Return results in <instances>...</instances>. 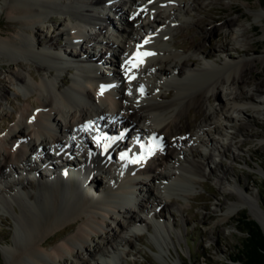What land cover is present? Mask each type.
<instances>
[{
	"label": "bare ground",
	"instance_id": "obj_1",
	"mask_svg": "<svg viewBox=\"0 0 264 264\" xmlns=\"http://www.w3.org/2000/svg\"><path fill=\"white\" fill-rule=\"evenodd\" d=\"M127 1L134 9H131L128 16L123 17L124 26L126 27H121V37L125 38V41H132L134 45L140 43V49L136 55L131 56L134 46L127 54L125 44L119 45L109 38L101 39V42H104L101 45L113 48L116 56L120 58V65L117 64L116 58H109L110 61L116 65L117 70L121 69L128 76V83H125L122 79L121 81L114 80L116 87L113 89L114 87L107 86L106 79L100 75H98V80L95 81L96 77L93 81L91 80L94 74H98L95 69L80 68L75 65L73 68L76 71L85 73L84 81L77 83L72 78L66 79L62 71L68 66L63 63V55L57 54L54 50L58 49L60 39L64 38L65 45H70L74 43L72 40L74 36H80L79 40L84 43V54L91 57L93 53L91 54L89 49L95 39L88 34L87 24L97 25L93 14L99 13L98 7L100 4L107 3L109 0H5L8 12L17 18L13 24L7 26L14 32L12 35L10 30L0 25V57L8 63L14 64V67L9 66L5 77L12 85L17 86L24 95L29 92L31 97H24L28 104L18 118L16 115L12 116L17 119L12 127H8L6 134L12 144L5 148L0 147V178L7 179L9 177L5 171L6 168L14 172L20 167L25 172L35 174L38 186L36 193H32L26 189L27 185L20 178L13 177L11 179L13 185L20 187L23 192H9V197L0 195L1 206L12 209L20 228L19 236L14 239L13 247L5 248L7 256L5 264H49L51 260H62L63 264H68L64 260V256L72 255L74 257L76 248L86 250L89 240L92 241V236L103 232L102 222L105 221L106 217L112 218V213L122 211L124 208L122 202L118 200L112 203L110 200L103 198L104 200L101 199L100 203H97L95 200L91 201L89 197V195L92 196V192H95L94 188L98 182V175L100 178L103 172L106 173L104 163L110 160L114 150L120 147L121 142L118 139L116 145L114 144L115 146L113 145L102 156L98 150L96 151L95 144H90L86 140L87 145L91 148L88 160L94 164L97 174L94 176L87 174L91 189L89 186H81L79 182L74 181L72 178L68 179L67 182L70 189L65 188L64 185L58 182V176L55 172L60 169V166L54 165L51 150L60 146L64 140L61 134H56L58 127L62 126L59 122L60 119L63 121V126H66L72 133H76L84 130L89 121H94L97 126L99 124L102 127L106 123L101 121V117L108 115L107 117L111 119V122L114 121V126H117L120 132L127 135H130L131 132H137L140 138L145 136V140L148 137L158 141L159 144L155 150H151L149 142H145L143 149L136 146L134 149L138 150L137 157H132L130 154L119 155L117 152L120 166L123 165L127 176L122 177L119 167H116L115 173L109 175L108 179L111 182L106 180V183H108L107 188L114 191V198H117L115 191L120 185V189L127 193L126 202L132 206L131 209L133 207L139 209V207L145 206L143 200H134L130 196V192L135 193L137 191L140 194L143 189L142 186L146 184L144 180L149 181L151 186L147 187L148 198L155 203L160 211L172 202L168 199L171 193H175L177 197L190 195L184 192L185 189L179 191L176 185L189 181L190 183L191 181L195 182L197 176H205V167H209L210 172L213 171L209 164L214 162L213 153L207 151V153L196 155L193 149L195 139L190 138L187 133L192 121L189 113L193 109L197 111L195 119L203 116L202 122H205L213 131L218 130L219 132L222 129L214 121V118L229 121L231 118L229 111L237 110L244 121L239 123L232 135L235 133L243 134L247 131L244 123L246 120L256 124L257 121L252 111L264 116V110L260 108V104L264 102V81L262 78L264 73L258 74L257 79L252 78L255 67L258 64L264 66V50L256 55L248 53L252 49L250 43L247 46L235 49V52L239 53L237 56L238 62L229 60L218 67H211L207 63L201 66L195 65L194 59L189 56L170 52L167 47H163L162 44L167 40L170 31L162 30V27L165 26L159 25L158 31L153 29L145 32V35L149 34L150 38L148 39L139 34L141 30L150 29V24L148 25V23L139 19L140 13L149 9L155 11L159 6L169 7L171 4L178 3V0H153L148 6L142 2L140 3V0ZM110 5L114 7L112 4ZM212 8L214 6H211ZM224 8L222 7V9ZM231 8L237 9L238 7L231 6ZM61 15L63 16L61 20L63 22H59V24L61 23L60 29L53 36L43 40L40 26L44 22H58L57 17ZM151 15L155 17L157 24L164 23L157 17V14L153 13ZM263 16L264 8L257 14L261 21H264ZM236 21L237 17L228 14L224 25L230 28ZM15 23L26 25L29 32L20 29L21 25L16 28ZM204 23V18L197 20L199 25ZM69 31H72V34ZM191 31H193V28H189L187 33ZM248 32V29L237 31L231 39L234 41L241 36L247 37ZM204 33L207 36L210 31ZM261 40H264V31ZM182 45L186 48L191 45V40H186ZM217 47L219 52H226V55L233 48L229 46V42H221ZM74 51H70L67 55L79 60L80 53ZM209 54L213 55L211 52ZM106 59L107 57L105 59L97 58L95 61H98L97 64H99V62H104ZM135 61H139L137 66L134 64ZM52 64L51 71L53 70L54 73L43 75L42 72L48 70ZM0 66L4 67V64L2 63ZM163 74H167V78L171 76V81L174 83V90L167 92L171 96L169 99L161 98V88L155 91H147L146 87L138 80L153 75L158 78ZM168 75L170 76L168 77ZM248 82L252 83H250L252 85L250 91L240 89V84ZM230 85H235V90L230 88L229 93L232 96L219 103L216 108H211V113L214 116H210V108L206 102L207 97L214 96L216 99L217 92L224 86L229 87ZM101 86L108 88H106V91H102ZM131 88L140 91L142 95L138 97V104L128 102V98L133 93V91L129 92ZM259 95L263 97L262 100L256 98ZM4 96L5 90L0 86V99H3ZM32 103H38L36 105L38 109H33ZM113 109L114 112L109 115L108 111ZM10 117L7 118L10 120L12 118ZM26 119L30 120L28 124ZM140 119L148 120L149 123L146 126L138 124ZM199 125L197 126L202 130L201 122ZM110 129H112V126L106 124L103 129L99 128V133L107 132L110 136L112 135ZM204 130L206 131V129H203V132ZM197 139L207 142L210 149L217 151L218 154L224 153L225 150L230 148V142L227 144L219 143L218 146V143L210 137L206 140ZM70 140L72 141V139ZM244 141L245 139L239 142V145ZM15 143H18L17 146L19 147L15 148L13 146ZM183 146L188 147V153L183 149ZM35 149L39 150V153L46 158L47 163L42 162V160L41 163L46 166L50 165L53 168L52 175L40 176L39 169L43 166L39 163L40 156L29 163L32 151ZM174 149L179 150L184 162L177 164L178 170L167 173L163 171V168L167 165L168 157L172 156L171 151ZM60 155L62 157L61 153ZM60 155L57 157L59 158ZM140 155L143 156L140 157ZM233 156L236 157L235 154ZM61 161L63 162V160ZM19 162L20 164H18ZM221 171L223 175H226L227 168H223ZM82 172L86 173L84 170ZM218 178L219 180L222 179ZM237 181H239V178ZM155 182L163 185L169 184L164 186L166 191H174L164 194V199L161 200L152 191ZM239 186L241 190L244 189L240 181ZM4 189H10V186H4ZM97 195L101 197L104 193H97ZM237 197L239 203L228 208L223 219H228L235 211L244 208V203H247L249 214L259 223L264 232V210L260 204L252 203L250 201L251 195L246 196L238 192ZM23 198H28L31 202L27 203ZM123 212L126 213L127 227L144 222L138 213L128 214L126 211ZM1 220L5 223L9 221L7 218ZM76 228L74 235H66V232L73 231ZM156 228L161 238L168 232L166 224H157ZM8 234L7 231H2L0 240L6 239ZM120 238L124 242L129 241L125 237ZM58 239L61 240V243L53 245L49 254L43 252L42 249L45 246L54 244ZM179 241L178 236L176 241L172 240L173 244L176 242L180 245ZM92 246V250H87L88 256L102 253L104 248L106 249V246L103 248H96L95 244ZM168 251L166 248L164 252H159V258L164 264H178L169 255ZM175 251L178 252L176 249ZM78 264L98 263L85 260L82 263L78 262Z\"/></svg>",
	"mask_w": 264,
	"mask_h": 264
},
{
	"label": "rangeland",
	"instance_id": "obj_2",
	"mask_svg": "<svg viewBox=\"0 0 264 264\" xmlns=\"http://www.w3.org/2000/svg\"><path fill=\"white\" fill-rule=\"evenodd\" d=\"M113 1L116 2L117 0ZM141 2L148 6L151 4V2H153V0H140V3ZM177 2L178 3L169 5V7L159 6L155 11L149 9L140 13L139 19L145 23H148V25L150 24V29H146L144 31L141 30L139 31V34L141 36H145V32L151 31L153 29L158 31L159 25L165 26L164 28L162 27V30L166 29L167 31H170L168 32L167 40L165 43H163V47H167L170 52L189 56L190 58L194 59V64L198 66L207 63L211 67H218L229 60H232V62H238L237 56L239 53L235 52V49L237 47L242 48L250 43L252 49H250L248 53H253L256 55L264 50V40H261V35L264 31V21H261L259 19L260 17H257V14L264 8V0H178ZM4 4L5 0H0V25L10 30V34L12 35L14 32L11 31V29H9L7 26L9 24H13L17 18L8 12L9 10L6 4ZM120 6H117V11H120V17L118 19H113L116 26L111 25V27L106 28L105 36H108L109 39L112 38L111 40H114L119 45L125 44L126 53L128 54L131 47L134 46V43L128 40L125 41V38L121 37L120 29L122 26L126 27L124 26L125 24L123 22V17L128 16L131 12V9H134V7H131L128 1L124 2V4L121 3ZM211 6H214V8L211 9ZM231 6H237L238 8H231ZM222 7L225 8L222 9ZM153 13L157 14V17L164 21V23L157 24L155 17L151 15ZM228 14H230V16L237 17L236 23L233 26H230V28L224 25L228 18ZM57 18L58 22H44L43 25L40 26V32L43 40L53 36V34L60 29L61 23L63 22L61 21L63 16L61 15ZM202 18L205 19V23L202 25L197 24V20ZM59 22L61 23L59 24ZM47 23L50 24L51 27L47 26ZM15 24L16 28L19 27L18 25H21L20 29L29 32V29L26 27V25L22 23ZM88 26L91 25L87 24V27ZM95 26L96 25H94V27ZM52 28L54 29L52 30ZM189 28H193V31L187 33ZM243 29L249 30L247 33L248 36H241L233 41L231 38L234 36L235 32L241 31ZM109 31L111 33L107 35ZM205 31H210V34L205 36ZM103 38L106 37H102L101 39ZM186 40H191V45L185 48L182 43ZM62 41L63 40L61 39L58 42L62 43ZM221 42H229V46L233 47L229 50L230 55H226V52L218 51L217 46ZM103 46V49L106 48V51L98 50L96 52V46L94 45L90 47L89 51L92 54V49L94 55H100L99 58L105 59V57H107L106 61L102 63L103 66L104 64L109 65H106L105 69L109 71L112 69L116 70V74L118 73V81H121L122 79L125 83H128L127 74L123 73L121 69L117 70L115 67L116 65L113 64L109 59L116 58L117 64L120 65V58L116 56L113 48H107L106 45ZM65 47L66 46H64V48ZM64 48H61L59 44L58 49L54 50L60 55L61 49ZM210 52L213 53V55L209 54ZM93 54L92 56H94ZM61 55H64V52ZM2 63L4 64V67L0 66V86L5 90V96L3 99H0V147L5 148L12 144L10 138L6 136L8 127H12L18 116L23 112L24 108H26L28 103H26L27 101L24 99V97L30 96V93L26 92L24 95L17 86L12 85L11 82L5 77L9 66L14 67V64H10L5 59L0 57V64ZM111 63L112 65H110ZM263 69L264 66L258 64L253 71L252 78L255 79L258 74H263ZM119 71H121L123 74H120ZM51 72L54 73L53 70L50 71V69H48L42 72V74H51ZM62 74L66 79L70 77V72H68L66 68L62 71ZM169 76L170 75H168V77ZM262 78L264 81V76H262ZM138 80H140V82L146 87L147 91H155L161 88V98L164 99H169L171 96L168 95L167 92L169 90H174V83L171 81V76L167 78V74H163L162 76L160 75L158 78L153 75L147 77L146 79ZM250 83L251 82L244 83L242 85L240 84V89H247L250 91L252 87V83ZM230 86L235 90V85ZM227 90L228 88L220 89L217 92L218 96L216 99L214 96L207 97L208 99L206 102L210 108V116H214L213 113H211V108H216L219 103L227 100L229 96H232L227 92ZM132 91L133 93H131ZM129 92L131 93V96L128 98V102L132 104H138V97L142 96L140 91H136L131 88V91ZM256 98L260 100L263 99V97H260V95L256 96ZM36 105H38V103H32V106L34 107L33 109H38ZM260 108H263L264 110V102L260 104ZM196 112L197 111L193 109L189 113L192 121L187 133L190 138L195 139L193 141V149L196 155L199 153H207V151L213 153L212 156L214 158V162L209 163L213 171L210 172L208 169L209 167H205V176H197L195 182L191 181L190 183L189 181L176 185L179 191L185 189L184 192L189 193L190 195L185 197H177L175 193H171V195L168 196V199L172 200V202L168 203L160 211L155 203L148 198L147 187L151 186L149 181L143 179L144 183L146 182V184L142 186V192L140 194L134 193V197L137 199L136 201L142 199L145 205L139 207V209L135 208L138 212H132V214L138 213L143 219L144 222L142 223V229H146L147 227L149 228L150 224L148 221L156 218L154 221L155 226L157 224H165L164 222L168 223V225H166L168 226V232L165 233V236L162 238L161 236L156 237L152 229H149L148 232H144L141 235L132 232L134 235L129 237L130 240L128 239V242L122 241L120 237L131 233V225L128 226L129 228L126 226V213L123 212L126 211L128 214H131L129 212L130 210L122 209V211H116L112 213V218H109L108 216L106 217L105 221L102 222L103 232H100V234H94L92 236V241L89 240L87 244L88 248H86V250L82 248H76L74 257L72 255L64 256V260L67 261L68 264H78V262L82 263L85 260H89L94 263L97 262L98 264H164L161 258H159V252H164L166 248L169 250V255L172 256V258L178 264L233 263V261L230 260V257L238 255L240 241L245 236V233L239 229V223L236 222V218H238L241 213H245L251 219L254 218H252L249 214L247 203H244V208L235 211L228 219L224 220L223 218L227 209L231 208L234 204L239 203L237 194L240 192L246 196L251 195L250 201L252 203H259L264 210V116L256 111H252L257 121L256 124L246 120L244 123L247 127V131L243 132V134L235 133L232 135L239 123L244 121L237 110L229 111L231 114L229 121H225L222 118H214V121L222 129L220 132L218 130L213 131L205 124V122L203 123V116L195 119L197 114ZM10 115L11 117L16 115L17 118H11ZM7 117H10L11 119L9 120ZM26 122L27 124L29 123L27 119ZM59 122L63 124L61 119ZM200 122L202 124V130L199 128ZM148 123L149 121L145 119H140V121H138V124H143L144 126H146ZM113 124L114 121L110 123L112 127ZM203 129H206V131L204 130L203 132ZM209 137L216 141L218 146L220 145L219 143L227 144L230 142L229 150H225L224 153L218 154L217 151L210 149V145L207 142L199 141L197 139L200 138L206 140ZM244 139L245 141L239 145V142ZM70 143H72L75 150L80 149L82 152L89 151V146L87 145V148L85 145L87 144L86 141L84 144L83 141L81 142L79 139H73ZM89 149L91 151V148ZM183 149H185L188 153L187 146H183ZM97 150L98 149H96V151ZM171 152L172 156L168 157V163L163 168V171L167 173H172L173 171L178 170L179 168L177 167V164L184 162L183 157L181 154H179V150L174 149ZM52 153H54V151H52ZM233 154L236 155L235 158ZM31 155L32 156L30 157L29 163H32L33 159L36 160L37 157H39L38 155L41 154L35 149L32 151ZM53 157L52 161L54 165L59 166L57 165V162L59 161L57 159L58 157L56 158L54 155ZM45 159V157L43 159L40 158L39 163L43 165L41 160L42 162L46 163ZM54 160H56V164ZM18 164H20V162ZM107 164L108 168L110 169L106 168V173L103 172L100 178L98 175V182L95 186L98 189L105 188L107 184L106 180H110L108 179L109 175L115 173L116 168L114 171V167L115 165H118V161L115 160L114 163L107 162ZM43 166V168L41 167L39 169L40 176L42 175L47 177V175L49 176L51 175L50 173H53V168L50 165ZM223 168H227L226 175H223L221 171ZM5 171H7L10 179H0V188H2V185L5 184L4 186H10V189H0V195L9 197V192H15L14 189H19L21 191L20 187L13 185L11 179L13 177L19 178L18 175L20 176V173L22 172L25 173V177L20 179L27 185L26 189L32 193H36L38 189L36 184L37 178L35 179L32 177L34 174L33 172H25L20 167L16 171L14 170V172H12L9 168H6ZM10 172L12 175L9 174ZM122 173L126 174L125 171ZM107 174L109 175L107 176ZM26 175L28 177H26ZM94 175H97L96 172H93L92 176ZM218 177L222 179L219 180ZM238 178L241 185L244 186V189L242 190L239 186V181H237ZM158 185L161 184L155 182L153 184L152 191L157 193L156 197L158 196V198L161 200L164 199L163 197L165 196V193L169 194V192L174 191H166V187L164 188V186H160L163 187L165 189L164 190ZM96 188H94L95 192L101 193L96 190ZM162 191L166 192L162 193ZM23 200L27 203L31 202L28 198H23ZM95 201L97 202V200ZM241 203L243 204V202ZM156 208L157 215L162 217H160L161 220H159V218L154 214L156 213ZM2 218H7L9 221L5 223L1 220ZM145 224H148L149 226H145ZM163 228L165 229V227ZM76 230L77 228L73 229V231H68L66 232V235H74ZM2 231H7L9 233L6 239L0 240V264H5L7 259L5 248L13 247L14 239L19 236L20 228L15 220V215L12 212V209L5 208L3 206L0 208V233ZM170 231L174 232L175 238L170 236ZM177 236L180 239V245H178L176 242L173 244L172 242V240L176 241ZM159 239L160 241L162 240V242H160ZM60 241L61 240L58 239L54 244L45 246L42 249L43 252L49 254L51 247L61 243ZM93 244L96 245V248H103L106 246V249L104 248L102 253L100 252L93 256H88L87 250H92ZM175 249L178 252H176ZM114 255H116L115 258L112 257ZM49 264H63V261L51 260Z\"/></svg>",
	"mask_w": 264,
	"mask_h": 264
},
{
	"label": "trees",
	"instance_id": "obj_3",
	"mask_svg": "<svg viewBox=\"0 0 264 264\" xmlns=\"http://www.w3.org/2000/svg\"><path fill=\"white\" fill-rule=\"evenodd\" d=\"M236 222L245 236L240 241L238 255L230 257L232 264H264V232L260 225L245 213H241Z\"/></svg>",
	"mask_w": 264,
	"mask_h": 264
},
{
	"label": "water",
	"instance_id": "obj_4",
	"mask_svg": "<svg viewBox=\"0 0 264 264\" xmlns=\"http://www.w3.org/2000/svg\"><path fill=\"white\" fill-rule=\"evenodd\" d=\"M258 223V222H257ZM259 224V223H258ZM261 227V226H260ZM263 231V230H262Z\"/></svg>",
	"mask_w": 264,
	"mask_h": 264
},
{
	"label": "snow or ice",
	"instance_id": "obj_5",
	"mask_svg": "<svg viewBox=\"0 0 264 264\" xmlns=\"http://www.w3.org/2000/svg\"><path fill=\"white\" fill-rule=\"evenodd\" d=\"M123 155V154H122Z\"/></svg>",
	"mask_w": 264,
	"mask_h": 264
}]
</instances>
